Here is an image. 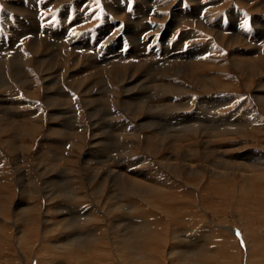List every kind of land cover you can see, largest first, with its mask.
<instances>
[{"label":"rangeland","instance_id":"rangeland-1","mask_svg":"<svg viewBox=\"0 0 264 264\" xmlns=\"http://www.w3.org/2000/svg\"><path fill=\"white\" fill-rule=\"evenodd\" d=\"M7 1H9L10 3L9 2L6 3ZM19 1H21L22 3H20ZM187 1L190 3V4H188V5H190L189 7L187 6V4L185 5L184 0H182V1L181 0H147V1H145V0H59V2H58V0H53V1L52 0H0V43H1L0 44V51H1V49L2 50L7 49L8 54H7L6 58L9 59V64H2V66H0V125H1L0 126V131H1L0 132V138H1L0 143L2 144V145L0 144V170H1L0 171V177L3 175V174H1L2 170H5L6 173L10 172L7 174H9V176L11 178V183L8 182V183H10L8 185H3L2 182H0V186H2V187H0V197H1L0 198V205H2V206H0V223H1L0 224V264H59V263H61V264H75V262H76L75 256L68 255V254L64 253V251L61 252L62 250L56 251V253H54L51 249V244H53V242H57L59 244L61 242H62L61 244L68 242V243L72 244L73 242H69V239L72 241H75V239H77V238H75L73 236H71L70 238L69 237L66 238V236L68 234L69 235L76 234L75 230L79 229V228L73 227L74 225L77 226L78 224L77 225L73 224V223H71L72 221L69 220V218H65V216H61L62 215L61 211H63L62 206H64V205L69 206L70 204H69V201L68 202L65 201V199H67V197L64 196V190H61V185H60V183L57 182V179L55 177L57 176L58 172L69 173L72 177L78 176L79 179L81 178L80 179L81 182L83 181L82 183H84V179L89 181V179H87V178H88V176H91L90 172L92 171V173H93L96 171V170H92V169L93 168L95 169L97 167V166H95L97 164V162H100L101 164L104 163L106 165L104 168H106V167L108 168V164H109V168H111L112 166H110V165L114 161V159H117V161L115 160L116 165L117 166L120 165L119 168L121 170V174L126 179H128L129 177L132 178V176L137 175L134 178L135 180L134 179H132V180L136 181L139 178L140 182H142L144 184H145V182L147 184L149 183V182L144 180L146 178L152 177L151 179H156V180L161 179L162 182L167 184V188L165 187L164 191L162 190V192H159V196L156 195L157 196L156 198H155V194L152 193L150 196L146 197L147 198L146 200H148L150 202L151 200H153V198L157 199L159 197H162L165 199H163V202L155 201L156 203H154V204L152 202H150L151 208H148L145 203L138 202V200H134V199L132 200V197H130L131 193H129L128 189L126 188L124 191V193H125L124 203L118 204V200L108 201V199H107V196L111 195L112 193H117L116 188L114 189L112 187L113 185L111 183L107 184V186H106L107 190H104L103 194L100 195V193H99L100 188H98L99 187V180L97 181L96 180L97 178H95L94 181L90 180L89 183H87V184L85 183L87 186H90V188L92 190L98 188L94 191L90 190L91 192H95V193L98 192L97 194L91 193L90 191H88L91 193L92 197H91V200L88 199L91 203H89V206H86L87 208H85V210L89 211L90 209H88V207L91 208L92 206H94L93 204H96L95 202H93V200L95 199L96 202H100L99 205L96 204L97 206H99V207L95 206L96 208L100 209V206H101L102 207L101 209L107 210V212L109 211V213L112 210L110 213L112 216L110 215L108 218V220L111 218V220H109L110 225L109 224L108 225L110 227H112L118 218V220H120V221L122 220L120 222V226L124 225L125 228L127 229L124 231L125 233H127L131 230V229L130 230L128 229L129 227L134 226V224L129 226V223H130V222H128L129 220L132 222L136 221V222L142 223L141 218H143L144 215L151 216V219L148 218L147 222L152 221V219H153L158 223L157 225H159V228L162 231H167L166 234H169V235H167L165 241L168 243L170 248L171 247L175 248L174 253L172 255L173 258H171V260H170V258L168 259L164 256L165 257V261H164L165 264H168V263L169 264H173V263L174 264H199V263L191 261L193 259L192 258L193 255H198L197 257L202 255L200 258H196L195 260H199V259L203 258V256H204L203 251H205V250L206 251H208V250H214L215 251L214 248L219 247L220 242H221L220 240H223L222 242L226 243L229 246V248L226 252L217 251V252H215L216 254L209 255L210 258H208V260L210 261V259H211V261L215 262V263L213 262L212 264H218V262H219V264H247L248 261H250V264H264V166L259 165V164L257 166V164L256 165L253 164L252 160L250 159V157L255 158V159L257 158L256 161L258 163L264 162V160H260L262 157L264 158V78L263 77H257L256 79H251L250 81H246V77L241 75L235 69V65H238L240 62L250 61L249 59L260 60L261 56L264 55V18H263L264 17V6H263L264 0H251V1L250 0H187ZM243 3L246 5V7H244ZM108 5H113L114 8H116L117 6L121 7L122 12L119 13L116 17H113V15L117 12H115V10H108L107 9ZM197 5H200L198 7H201V9L204 12H206L208 18L211 19V22L209 21L207 23H204V25L202 27L200 25H199L200 27L196 26V24L199 22V18L201 16V11H200L201 9L198 11L200 13H198L197 11H195L193 9V7H197ZM10 6H12L11 7L12 9L10 8ZM20 7L23 10H21ZM27 7H29L30 9H34L35 14H34V12L30 13L31 15L34 14L33 16H31L32 20H30L31 23L33 22L32 23V28H33L32 32L33 33L25 35V37H26L25 38L24 36L20 37L17 35L18 29H16V28H18V23H17L16 19L21 17L20 19L22 20L24 15H26V14L29 15L30 11H28V10H30V9H28ZM191 7H192V9H191ZM235 7H236V9L237 8L238 9H244L245 11H247L246 12L247 16L244 19H242V17H238L235 14V11H234V13H231V10ZM160 8H161V10H160ZM16 9L17 10L19 9V10L16 11ZM24 10H25V12H24ZM185 10H186V12H185ZM8 11H10L11 13ZM36 12H37V14H36ZM146 12H148V13H146ZM107 16L115 18V20L118 23L119 29L121 31V35H119L118 39L114 43H112V45H109V48L116 47L117 49L115 50L116 51L115 53H120V52L124 53L127 51L126 56L124 58H120L119 62L122 59V61H121L122 63H126L130 60L134 61L136 64L139 63V65H140L139 69L140 70L138 69L136 71V76H140V75H144V73H148V72H146L145 65H146V59H148L149 57H153V58L155 57V59H159V60H161V62L170 61L171 60V58H170L171 53H170V51H167V49H165V48H168L169 45H171V46L173 45V47H176L177 45L179 46L180 43H185V44H193L196 48H199V49H200V46L201 47L205 46L207 48L206 52L204 53L205 55H203V56H204V58H209L210 60H212L213 63H211V68H210V66L205 67V66H201V65H200V68H205V69L208 68V70H210V72H211L210 74L215 75L217 73L216 74L217 77L219 79H221L220 82L222 83V85L220 83V85H221L220 87L222 90L221 89L220 90L211 89L209 91H204L201 88L196 87L195 84H192L188 80H183L184 84H187V85L190 84L189 86H191L192 88L195 87L196 91L194 90L195 94H190L188 97H186V100H185V102L189 101L190 104L191 103L192 104L191 105L189 104V107L186 106L184 108H179V110L184 111V113H183L184 117H186V118L187 117L188 118L193 117L194 119H197L196 116H192V114L194 115L195 113H198V108H197L198 102H195V101H198L199 98H200V100H202L201 98H203V96H205V94H207L208 96L212 97L215 101H217V103L219 101H221L219 103L220 104L222 103V107L224 106L223 108L222 107L219 108V110H217L216 113L213 110H211V112L209 111L210 114L212 112H214L212 114H215V115L218 114L219 115V123L215 128H214V125L209 124L211 119H210V117H207V115L205 116L206 117L205 123H194L195 125L192 124V126H190L189 128H187L186 123L185 124L182 123V125L181 124H174L176 122L174 120H172V122H171V120L169 118L175 116L178 113V111H177V113L173 112L170 114H169V112H166V111L156 112V113L160 114V115L158 114L159 117L161 116V114H163L164 116H162V119L167 118L166 119L167 123L165 121H162V122H160V124L157 123L158 126H157V124L153 126V124L151 125V123H152L151 120H149V121L146 120V122H145V118H147L148 115L145 111H141V113H139V112L137 113V119L136 120L142 122L141 123V125H142L141 131H143L144 133L142 132L141 134H139V139L132 143L131 138H129L131 135L130 133L132 131L131 130L125 131V129H122V128H125V126H124L126 124L125 121L129 117V112H127V110H129V108L134 107L135 104H133L134 102L130 101V103H132V104H130V106H125L123 108H120L116 104H110V103H109L110 105L108 104V101L105 97V96H107V94H105L104 88H103L105 85H107V84L110 85L112 88H115V90H117V92H120L121 94H122V92H121V89L119 88V85L115 84L116 79H113V77H111V76H109V78H107L104 75H108V74L101 75L100 71H97V70L103 69L102 67H105L106 64H104L102 62L101 63H95L92 60L84 59L81 57L80 61H78L75 66H70L71 69L68 67L70 69L69 70L70 72L68 73V75L70 77H68V78L66 77L64 80L61 72H59V70H57V69L56 70L54 69V71L52 73L50 72L51 73L50 77L54 81L50 85L46 84V81H44V76L41 74V71H45V70L48 71L49 65H48L47 60H49V59L47 57L45 58L43 56H46V54L51 52V50L54 48V46L53 45H47V44L45 45L43 42L41 44H39V43L37 44L36 41H35L36 44L32 43L33 42L32 36L34 34V31L36 29H38L36 36H37V38L41 37L42 38L41 41H44V39L54 40L52 36H48L49 34L46 33V30H50L54 27L60 26L61 24H62L61 26H63L65 28L66 25H69L70 21L75 20L73 22V25L70 28L72 30H75V34L78 35L77 39H76L77 44L85 43L89 40L88 41V47L89 48L88 47L87 48L89 50L95 49V51L97 50L96 52H98L101 48V47H99L101 44H98L97 45L98 47L95 46V48L92 45L97 40L98 37H102V35L105 33L104 30L108 29L109 25L111 24L109 22L111 19L108 20ZM177 17H178V20H176ZM216 17H218V19ZM256 17H257V19H256ZM158 18H160V19L157 20ZM34 19H36V21ZM43 19L45 22L43 21ZM140 20H142V21H140ZM82 21H83V23H82ZM103 21L105 23H107V25H102ZM35 22L37 23V26H35L36 25ZM185 22H186V24H185ZM216 22H217V24H216ZM210 24L212 25V27H210L211 26ZM118 26L116 29H118ZM100 27L104 30H102ZM201 28H203V29H201ZM207 28H210V30ZM13 29H14V32H13ZM95 29L96 30L98 29V30L96 31ZM18 31L20 32V29ZM159 31H160V33H159ZM237 32L239 34L240 33L241 34L239 35ZM85 33H88V35L83 36ZM158 33H159V35H158ZM195 33L198 34L197 35L198 39H193V35H196ZM212 33H213V35H212ZM138 34H140V35H138ZM155 35H158V37L157 36L154 37ZM237 35H239V36H237ZM5 36H6V38H5ZM88 36H89V38H88ZM145 36L154 37L150 40L144 41V42H147L146 45H148L150 43L148 46H146V50L149 52V50H150L149 48H151L150 46H154V47L156 46V48L160 49L159 52L161 53V55L151 56L148 54H144L143 52L140 51L139 53H136V55L128 57V54H129L128 50L131 47V43L134 45L144 46V45H142L143 42H142L141 38H143ZM2 37H4V39ZM16 37L18 38V40ZM1 39H3V40H1ZM135 39L137 42L135 41ZM9 40H10V44L8 43ZM118 40H119V42H118ZM235 40L237 41V43L234 42ZM64 41H67V40L65 39ZM242 41L247 42L248 46L243 47L242 45L244 43ZM18 42L20 43L19 48H21V49L19 50V48H18L15 51L11 50L13 45H16V43H18ZM23 42H25V43L29 42V43H26L25 44L26 46L23 47V45H21V44H24ZM252 42H253V44H252ZM80 44L77 46V48H75V50L78 53H79L78 50L81 49L79 47ZM210 44L213 45V47H211ZM216 44H217V46H216ZM260 44H262V45H260ZM31 45H33V46H31ZM42 45H44V46H42ZM214 45H215V47H214ZM154 47H152V50L154 49ZM9 48H10V50H9ZM186 48H187V46L185 47V49ZM213 48L215 49V52H208L209 50L213 51L214 50ZM252 48H255V49H252ZM242 49L243 50L248 49V50H250L248 53H252V54L249 56L248 55L247 56L240 55L238 52H241ZM42 50H43V52H42ZM221 50H224V51H221ZM44 52H46V53H44ZM85 52H86L85 49L84 50L82 49V51L80 53L87 55L88 53L86 52L87 53L86 54ZM184 52H186V51H184ZM217 53H219V54H217ZM180 54H182V51L180 52ZM100 55L101 54L99 53L98 56H100ZM233 55H234V58H233ZM106 56H108V55H106ZM136 57H137V59H133ZM2 59H4V57ZM31 59L34 61H32ZM45 59H46V61H45ZM141 59L143 62L141 61ZM223 59L226 62H224ZM58 60H59V56L56 54L53 57L52 62H54V63L57 62L56 63V65H57ZM12 61H13V65H12ZM221 61L224 62V64ZM41 62L43 63L42 66H41ZM218 63H220V64H218ZM227 64H228V66H226V69H225V65H227ZM216 65H217V67H215ZM219 65L222 66V67H220L222 70L219 68ZM98 66H99V68H97ZM17 67L23 68V74L21 76L22 79H18V80L14 81L12 78L13 77L12 71L14 68H17ZM92 67L93 68L96 67V69H93ZM10 68H12V69H10ZM33 69L36 71H33ZM77 69H80L79 70L80 72H77L76 71ZM86 69H88V70H86ZM223 69L226 71V73ZM154 70H156V69H154ZM219 71L222 74L219 73ZM74 72L75 73L77 72L76 75ZM85 72H87V73H85ZM91 72H93V74ZM88 75L91 76V78L89 77L90 79L87 80L86 82L83 81V82H85L84 86L82 85L80 87H77L76 85L71 84V83L82 82L81 77L82 76H88ZM24 76H26V77H24ZM78 77H79V79H78ZM51 78H50V80H51ZM23 81L26 83L27 86H24L22 84ZM42 82H43V84H42ZM229 82L231 85L229 84ZM87 83H88V85H87ZM234 83L237 85H234ZM222 86L225 88H223ZM56 89H59V92L61 93V95H58L55 93ZM141 89L142 88L137 89L136 91H138V90H140L141 92L146 91L145 89H142V90ZM91 90H93V91H91ZM212 91H213V93H212ZM28 94H30V95L28 96ZM36 94H37V96H36ZM17 95H19V96H17ZM69 95H70V97H69ZM192 95H194L195 97ZM35 96H36V98H35ZM88 96L91 100L88 98ZM122 96H123V94H122ZM18 97H20V98H18ZM62 97H64V99ZM17 98H18V100H17ZM182 98L183 97H180L179 99H182ZM6 99L7 100L12 99L11 102L19 101L21 99L22 100L27 99L28 102L20 103V104L16 103L15 105L3 104V102L7 103ZM93 100L95 101V103H94L95 105H90L92 102H94ZM51 101H53V102H51ZM63 102L68 103L67 104L68 106L67 105H64L63 107L58 106L59 103H63ZM103 102H105V103H103ZM231 102H233V103H231ZM257 102H259V103H257ZM1 103H2V105H1ZM38 103H39V105H38ZM97 105L98 106L100 105V106L98 107ZM203 105L205 107L210 106L209 104H203ZM15 107H16V109H13V110L11 109V108H15ZM20 107H22V108L20 109ZM50 107L53 109H51ZM139 107H140V109H142L144 106L140 104L138 106V108ZM78 108L79 109L81 108V109L79 110ZM94 108H95V111H94ZM54 109H56V110L59 109L60 111L65 112V115L58 113L60 115V117H58L57 113L55 111H52ZM206 109L208 110V108H206ZM31 110H32V113H31ZM68 111L70 113H68ZM96 111H98L100 113V116H99L98 112H96ZM160 112H162V113H160ZM106 113H107V115H106ZM25 114H27V115H25ZM92 114H93V116H92ZM205 114H206V112H205ZM249 114H251V115H249ZM33 115H36L37 117L33 116ZM103 115H106V116H103ZM144 115H145V117H144ZM165 115H167V116H165ZM254 115H255V118H254ZM89 116L92 117L93 119L96 118L97 119L96 121H98V123L94 124V121H92ZM240 116H241V118H240ZM70 117H72V118L70 120H68ZM104 117L107 119V121H110L109 122L110 124L105 123L104 127L106 129L103 127L104 122L102 121V119ZM164 117H166V118H164ZM222 117L224 119H222ZM233 117H235V118L233 119ZM63 118H67V122L69 121V123H72V125L69 126L68 129H63V127H62ZM173 118H176V117H173ZM20 119H21V122H20ZM252 119H254V120L257 119V120H255V122H254V121H252ZM226 120H229V121H226ZM32 121H34V122H32ZM79 122H81V124ZM148 122H150V123H148ZM2 123H3V125H2ZM74 123H76V125ZM21 124L23 126H21ZM26 124H28V126L31 128H28V126ZM219 124H220V126H219ZM4 125H6V126H4ZM16 125L17 126L19 125V127L20 126L21 127L19 129L14 130L13 129L14 127H12V126H16ZM38 125H40L41 128ZM226 125H227V127H226ZM258 125H261L262 128H258ZM72 126H75V127H72ZM92 127H94L95 129ZM24 128L26 129L25 135L21 131ZM33 128L34 129L36 128V129L34 130ZM113 128H115V129L113 130ZM131 128H132V126H128V129H131ZM155 128H157V129H155ZM230 128H232L233 130L232 129L230 130ZM104 129H105V133L103 132ZM156 131H157V135L159 137V138L157 137L158 139H156V137H155V139L153 138L154 137L153 134L155 135L154 132H156ZM179 131H180V133H178ZM94 132H96V134ZM111 132H113V133H111ZM67 133L71 134V138L73 137L72 141L75 142V145H76V142H78V145L80 144V148H82V149H80V148L75 149L73 147V145H72L73 142L68 138L69 136ZM200 133L202 135L198 136ZM215 133H217V134H215ZM49 134H51V135H49ZM101 134H102V137H101ZM111 134L118 136V139H116V140L119 141V144L117 143V145L116 144L112 145V147L107 146L108 147L107 148L106 144L111 139L110 138ZM184 134L185 135L189 134L190 139L186 140L187 138L185 137ZM143 135L152 139V141L154 143H159L161 141L160 145L162 144L164 147L161 145V147H160L161 151H158L157 155H156V153L152 154V153L147 152V150H146L147 146L144 144V139L142 137ZM166 135H167V137H166ZM170 135H172V136H170ZM203 135H205V136H203ZM231 135L232 136L234 135V136L232 137ZM65 136H67V137H65ZM169 137L171 138L170 141H169ZM176 137H177L178 141L175 139ZM221 137H223V139H221ZM5 139L6 140L8 139V140L6 141ZM62 139H64V142ZM106 139H107V141H106ZM219 139H221L222 141ZM19 140H22V141H19ZM65 140H66V142H65ZM81 140H82V142H81ZM162 140H164V141H162ZM191 140H193V141H191ZM58 141H62L63 142L62 145H64V144H66V145L62 146V145L58 144ZM165 141H166V144H165ZM194 141L197 143L196 146H194L193 148H189L188 147L189 142L193 143ZM242 141H243V143H242ZM198 142H199V144H198ZM19 143L21 144L20 147L25 150V152H24L25 156H23L19 152L20 156L16 155L15 157L14 156L11 157L12 155H11L10 151L12 152V149L14 147H18ZM135 143H136V148H135L136 150L134 152H132L131 160H128L126 158L128 156V149L131 148L133 146V144H135ZM28 146H30V148ZM54 146L55 147L57 146V147L55 148ZM25 148H27V149H25ZM28 148H29V150H28ZM48 148L50 149V151ZM6 149H7V151H5ZM107 149H109V152H107ZM114 151H117L119 154L116 152L114 153ZM216 151L219 154H217ZM58 152H60V153L58 154ZM251 152L255 153V154H253L254 156L251 155L252 154ZM40 153H42L43 155ZM50 154H52V155H50ZM76 154L79 155V157ZM105 154H106V156H105ZM107 155H108V157H107ZM22 156L24 157L25 160L23 159ZM46 156L51 158L52 161H51V159L49 161V158L48 157L46 158ZM51 156H53L54 158H52ZM80 156H82V157L80 158ZM16 157H17V159H16ZM66 157H67V159H66ZM68 157H72V159L68 160ZM76 157H78V158H76ZM44 158H45V160H44ZM14 159L16 160V162L14 161ZM40 159H42V160H40ZM53 159H55L56 162ZM89 159H91V160H89ZM95 159H96V161H95ZM71 160H72V163L69 164V161H71ZM76 160H77V162L75 163ZM133 160H135L138 164ZM212 160L219 161V162L224 161L228 165H231V166H233V164H235V165L237 164L236 166H238V165L240 166L243 163L244 165H248L247 167L249 168L248 170L250 172L248 170H237V172L234 175L232 174V177H230L229 179L228 178H222V177L220 178L219 176L214 177V175H213L214 172L217 171V173H219V175L220 174L226 175V170L213 166L211 164ZM45 161H48V162H45ZM130 161L132 162L133 165H131V163H129ZM2 163H3V165H2ZM49 163H51V164H49ZM65 163H67V164L65 165ZM85 163H87V164H85ZM89 163H91V164H89ZM94 163H95V165H94ZM52 164L54 165L53 167H52ZM164 164H166V166L169 165L171 168H165L166 166ZM182 164H184V165H182ZM176 165L178 167L174 168V166H176ZM189 165L193 169L197 168V167H201L202 168L201 176H194L193 174H189V172L185 173V170L189 167ZM28 166H29V168H28ZM76 166H78V167H76ZM81 166H82V168H81ZM90 166H92V167H90ZM183 166H184V168H183ZM16 167L19 169L18 173H19V175L22 176L21 178H22V181L24 182V184H23L24 187H22V188L18 187V184L16 182L18 179V174H17L18 169ZM101 167H103V166H101ZM83 168H84V170L86 169L85 172L82 171ZM104 168H102V169L104 170ZM216 168H217V170H215ZM16 169H17V171H16ZM28 169H29V171H27ZM43 170H45V171H43ZM72 170H74V171L76 170L78 172L75 171V173H74ZM106 170H108V169H106ZM69 171H72V172H69ZM173 171H175V173ZM244 171H246V172H244ZM179 172H180V174H179ZM229 172H231V171L227 170V173H229ZM6 173L4 175H6ZM30 173H32V174H30ZM46 173H47V175H46ZM80 174H81V176H80ZM130 174L132 176H130ZM38 175H40V176H38ZM138 175H139V177H138ZM145 175H147V176H145ZM24 176H29V177H24ZM83 176H84V178L82 180ZM12 177H14V178H12ZM32 177H36L35 179H37V180L34 179L35 182L37 181L36 183L39 182L38 184L35 183L37 189L33 188L34 186H32L33 185L32 183L26 184V182H28L29 180L33 181ZM39 177H40V179H39ZM217 177H219V178H217ZM52 178H53V180H52ZM27 179H28V181H27ZM41 179H42V181H41ZM100 182H101V180H100ZM249 182L251 184H249ZM11 184H12V186H11ZM55 184H56V189H54ZM211 185H213L212 187H216V188L218 186L219 187L217 188L216 191H214L213 189H211ZM26 187H28V188L26 189ZM57 188H58V190H57ZM110 188H111V190H110ZM43 190H45V191H43ZM112 190H114V191H112ZM30 191L34 194H32ZM33 191H35V192H33ZM66 191H68V190H66ZM101 191L102 190H100V192ZM26 195H27V197H26ZM128 195H130V196H128ZM34 196H36V197H34ZM54 197L56 199H54ZM45 198H51V200L53 202L51 201L52 203L49 202L46 205L47 202H45L46 201ZM166 198H168V199H166ZM59 199H60V201H59ZM31 200H33V201H31ZM97 200H99V201H97ZM130 200L135 202V204H134L135 207L133 206V208H131V209H130V206L127 204ZM54 202H55V204H54ZM125 202H127V203H125ZM65 203H67V204H65ZM87 203H88V201H86V203L83 202L84 205H86ZM49 204H50V206H49ZM58 204H59V207H58ZM124 204H125V206H124ZM51 205H53L55 208L52 207ZM11 206H12V208H11ZM49 207H50V209H49ZM60 207L62 209V210L60 209L61 211L58 210V208H60ZM114 207H116V208H114ZM118 207H121V208H118ZM14 209H15V211H14ZM29 209H37L38 210L37 213L39 215L38 214H29ZM52 209H54V211ZM118 209H119V212L117 211ZM20 210H22V211L20 212ZM126 210L130 216L127 215ZM40 212H42V214ZM43 213H44V215H43ZM82 213H84V210H82ZM50 214L52 217L50 216ZM64 214H66V213H64ZM45 215H46V217H45ZM57 215H59V217ZM38 216H40V219ZM131 216H132V219H133V217L135 219H133V220L130 219ZM23 217H25V218H23ZM22 218L24 219V221L22 220ZM44 218H46V219L43 220ZM17 219H18V221H17ZM27 219H29V220H27ZM26 220H27V222H26ZM32 220H34V221H32ZM50 221H51V223H50ZM55 221H56V224L54 223ZM143 221H145V220H143ZM61 222L64 223L65 225L69 224L68 227L72 226L73 229L70 227V228L65 230V233H62L61 229L65 225L62 224ZM54 224H55V227H54ZM17 225H19V226H17ZM46 225L48 227L47 230L49 233L46 234L47 239H43L44 233H42V231L44 230V227ZM80 227H82V226L80 225ZM36 228H37V230H36ZM132 228L134 229V227H132ZM140 228H141V226H140ZM140 228L138 226V230H140ZM23 229L25 232L23 231ZM21 230L24 232L25 236L34 234V233H32L33 231L36 233V235H38L36 238V241H34L35 243H33V244H35L36 248L32 249L31 248L32 244L31 245L26 244V246H25V241H22L24 236H20L21 233L17 232V231H21ZM183 230L187 232L186 236H188L189 234L194 236L195 239L194 240L191 239V241H193L192 243L188 244V242H186L183 245V243L177 242L178 240L174 239V237L170 238L172 234H175V232L176 233L177 232L182 233ZM28 231H31V232H28ZM51 231H53V232H51ZM39 232H40V234H39ZM50 232H51V234H50ZM111 232H109V233H111ZM124 232L119 231V234L122 235ZM66 233H68V234H66ZM76 235H78V234H76ZM198 235H201V236L199 237ZM246 236H247V240H249L250 243H253L254 245L256 244L255 246L258 247V248L256 247L257 251L255 250V254H251L249 256L247 255V257H246V254H247L246 253L247 252L246 251L247 250V248H246L247 247L246 246L247 245ZM21 237H22V239H20ZM83 237L85 238V236H81L80 242L83 240L82 243H84V245H86V243H91V241L89 239H86V238L84 239ZM17 238L19 239V241L16 240ZM58 238H61L63 240L58 241L57 240ZM184 238L181 237V240H183L185 242ZM196 238H199V239L196 240ZM229 238H231V240ZM67 239H68V241H67ZM207 239H208V243H207L208 245L206 247H203V251L197 252V250H198L197 246L199 247V244H201V243H202L201 245H203L204 240H207ZM202 240H203V242H202ZM153 241H157V240L153 239ZM194 242L197 244V246H196V244L194 246V244H193ZM20 243H22V245ZM41 243L45 246L48 245L49 249L41 250ZM180 248H182V249H180ZM199 248H201V247H199ZM185 249H187V250H185ZM216 249H218V248H216ZM50 251H52L53 253ZM81 251H84V249H82ZM188 251H190L192 254L193 253H195V254L191 255V253H189ZM236 251H238V252H236ZM33 252H35V253H33ZM188 253L190 256L188 255ZM219 253H220V255H219ZM180 256H181V258H180ZM250 256L252 258H249ZM180 259H182V260H180ZM158 264H163V263H160V261H159Z\"/></svg>","mask_w":264,"mask_h":264},{"label":"bare ground","instance_id":"bare-ground-1","mask_svg":"<svg viewBox=\"0 0 264 264\" xmlns=\"http://www.w3.org/2000/svg\"><path fill=\"white\" fill-rule=\"evenodd\" d=\"M53 1V0H52ZM145 1H147V0H145ZM182 1V0H181ZM251 1V0H250ZM9 1H7L6 3H8ZM20 3H22L21 1H19ZM58 2H59V0H58ZM79 2V1H78ZM86 2V1H85ZM115 2V1H114ZM159 2V1H158ZM162 2V1H161ZM5 3V2H4ZM10 3V2H9ZM108 3V2H107ZM184 3H185V5L187 4V6L189 7L190 5H188V4H190L187 0H184ZM84 4V3H83ZM113 4V3H112ZM142 4V3H141ZM148 4V3H147ZM178 4V3H177ZM197 4V3H196ZM244 4V3H243ZM8 5V4H7ZM46 5V4H45ZM114 5V4H113ZM113 5H108L107 6V9L108 10H115V12H117V13H115L114 15H113V17H116L119 13H121L122 12V10H121V7H116V8H114L113 7ZM121 5V4H120ZM163 5V4H162ZM206 5V4H205ZM259 5V4H258ZM29 6V5H28ZM75 6V5H74ZM179 6V5H178ZM198 6H200V5H197V7H193V9L195 10V11H199L200 9H201V7H198ZM255 6V5H254ZM264 6V5H263ZM12 6H10V8H11ZM26 7V6H25ZM177 7V6H176ZM192 7H191V9H192ZM244 7H246V5L244 4ZM260 7V6H259ZM5 8V7H4ZM21 8V7H20ZM28 9H30L29 7H27ZM79 8V7H78ZM148 8V7H147ZM150 8V7H149ZM257 8V7H256ZM7 9V8H6ZM9 9V8H8ZM12 9V8H11ZM25 9V8H24ZM81 9V8H80ZM145 9V8H144ZM255 9V8H254ZM5 10V9H4ZM19 10V9H18ZM17 9H16V11H18ZM21 10H23L22 8H21ZM42 10V9H41ZM160 10H161V8H160ZM174 10V9H173ZM207 10V9H206ZM215 10V9H214ZM259 10V9H258ZM263 10V9H262ZM261 10V11H262ZM12 11V10H11ZM15 11V10H14ZM28 11H30L29 12V15L28 14H26V15H24V17H23V19L21 20L20 18H17L16 19V21H17V23H18V28H16V29H20V32L17 30V35L18 36H20V37H22V36H24L25 37V35H27V34H30V33H33L32 31H33V28H32V23H31V21L30 20H32V18H31V16H33L34 14H35V11H34V9H30V10H28ZM37 11V10H36ZM140 11V10H139ZM149 11V10H148ZM156 11V10H155ZM189 11V10H188ZM201 11V16H200V18H199V22L196 24V26L197 27H202L203 25H204V23H207V22H211V19H209L208 18V16H207V14H206V12H204L202 9L200 10ZM234 11H235V14L238 16V17H242V19H244L246 16H247V11H245L244 9H236V7L235 8H233L232 10H231V13H234ZM8 12H10V11H8ZM24 12H25V10H24ZM34 12V14H30V13H33ZM77 12V11H76ZM184 12V11H183ZM185 12H186V10H185ZM191 12V11H190ZM194 12V11H193ZM196 12V13H197ZM215 12V11H214ZM5 13V12H4ZM11 13V12H10ZM27 13V12H26ZM72 13V12H71ZM74 13V12H73ZM107 13V12H106ZM125 13V12H124ZM146 13H148V12H146ZM198 13H200V12H198ZM9 14V13H8ZM36 14H37V12H36ZM112 14V13H111ZM150 14V13H149ZM4 15V14H3ZM23 15V14H22ZM73 15V14H72ZM88 15V14H87ZM135 15V14H134ZM229 15V14H228ZM254 15V14H253ZM258 15V14H257ZM256 15V16H257ZM15 16V15H14ZM170 16V15H169ZM186 16V15H185ZM193 16V15H192ZM69 17V16H68ZM73 17V16H72ZM76 17V16H75ZM105 17V16H104ZM108 17V20H110L109 22L111 23L110 25H109V27H108V29H106V30H104V29H102L101 27V29L102 30H104L105 31V33L102 35V37H98L97 38V40L93 43V45L92 46H94V48H95V46H97L98 44H101L99 47H101L100 48V50L98 51V52H96L95 51V49L94 50H89L88 48V41L87 42H85V43H79L80 44V50H78L79 51V53L75 50V48H77V46L79 45V44H77V36L78 35H76L75 34V30H72L70 27L73 25V22L75 21V20H73V21H70L69 22V25H66L65 26V28L63 27V26H57V27H54V28H52V29H50V30H46V33L47 34H49L48 36H52L53 37V39L54 40H52V39H44V41H41L42 40V38L41 37H39V38H37V36H36V34H37V32H38V29H34L35 31H34V34H33V42L32 43H35V41L37 42V44L39 43V44H41L42 42L46 45H53L54 46V48L51 50V52H49L48 54H46V56H43V57H47L49 60H47V62H48V65H49V67H48V71L47 70H45V71H41V74L44 76V81H46V84L47 85H50V84H52V82L54 81L51 77H50V74L54 71V69L56 70H59V72H61V74H62V77L64 78V80H65V78L67 77H70L69 75H68V73L70 72L69 70L71 69L70 68V66H75L76 64H77V62L78 61H80V59H81V57L82 58H84V59H89V60H92V61H94L95 63H104V64H106V66L105 67H102L103 69H100V70H97V71H100V74L101 75H104V74H108V75H104V76H106L107 78H109V76H111V77H113V79H116V83L115 84H118L119 85V88L121 89V92H122V94H123V96H122V94L120 93V92H117V90H115V88H112L110 85H105L103 88H104V92H105V94H107V96H105L106 97V99H107V101H108V104L110 103V104H116L117 106H119L120 108H123V107H125V106H130V104H132V103H130V101L131 102H134L133 104H135L134 105V107H132V108H129V110H127V112H129V117H128V119H126V121H125V128H122V129H125V131H132L130 134V137L129 138H131V141H132V143L133 142H135V141H137L138 139H139V134H141L143 131H141L142 130V125H141V123L142 122H140V121H138V120H136L137 119V113L139 112V113H141V111H145L146 113H147V118H145V122H146V120L147 121H149V120H151L152 121V123H151V125L153 124V126L154 125H156L157 123L158 124H160V122H162V121H165L166 123H167V118L166 117H164V118H166V119H162V116H164L163 114H161V116L159 117L158 116V114L159 113H156V112H159V111H166V112H169V114L170 113H173V112H176L177 113V111H178V113L175 115V116H173V117H176V118H173V117H171V118H169L170 120H171V122H172V120H174L176 123H174V124H181L182 125V123H186L187 124V128H189L190 126H192V124L193 125H195L194 123H205L206 121H205V119H206V115H207V117H210V122H209V124H212V125H214V128L218 125V123H219V115L218 114H212V113H216L217 112V110H219V108H221L222 107V103L220 104L219 102H221V101H219L218 103H217V101H215L212 97H210V96H208L207 94H205V96H203V98H201L202 100H200V98H199V100L198 101H195V102H198V104H197V108H198V113H195L194 115L192 114V116H196L197 117V119H194L193 117L192 118H186V117H184V115H183V113H184V111H181V110H179V108H184V107H189V104H190V102L189 101H187V102H185V100H186V97H188L190 94H195L194 93V90L196 89L195 87H191V86H189V85H187V84H184V82H183V80H188L189 82H191L192 84H195L196 85V87H199V88H201L202 90H204V91H209V90H211V89H217V90H220L221 89V85H222V83L220 82V80L221 79H219L218 77H217V73L214 75V74H210L211 72H210V70H208V68L207 69H205V68H200V65L201 66H207V67H209L210 66V68H211V63H213V61L212 60H210L209 58H204V56L203 55H205L204 53L206 52V50H207V48L205 47V46H200V49L199 48H196L193 44H185V43H180V45L178 46H176V47H173V45L171 46V45H169L168 46V48H165V49H167V51H170V53H171V56H170V58H171V60L170 61H164V62H161V60H159V59H155V57L153 58V57H149L148 59H146V65H145V67H146V72H148V73H144V75H140V76H136V71L139 69V67H140V65H139V63L138 64H136L134 61H132V60H130V61H128V62H126V63H122L121 61H122V59H121V61L119 62V59L120 58H124L125 56H126V52H120V53H115L116 51V47H114V48H109V45H112V43H114L117 39H118V37H119V35H121V31H120V29H119V26H118V23H117V21L115 20V18H112V17H110V16H107ZM191 17V16H190ZM232 17V16H231ZM48 18V17H47ZM150 18V17H149ZM155 18V17H154ZM157 18V17H156ZM186 18V17H185ZM212 18V17H211ZM217 19H218V17H216ZM264 18V17H263ZM14 19V18H13ZM68 19V18H67ZM74 19V18H73ZM84 19V18H83ZM82 19V20H83ZM118 19V18H117ZM139 19V18H138ZM143 19V18H142ZM160 18H158L157 20H159ZM197 19V18H196ZM256 19H257V17H256ZM35 21H36V19H34ZM47 20V19H46ZM176 20H178V17H177V19ZM221 20V19H220ZM234 20V19H233ZM262 20V19H261ZM260 20V21H261ZM15 21V22H16ZM43 21H44V19H43ZM93 21V20H92ZM140 21H142V20H140ZM187 21V20H186ZM255 21V20H254ZM253 21V22H254ZM45 22V21H44ZM132 22V21H131ZM167 22V21H166ZM178 22V21H177ZM180 22V21H179ZM242 22V21H241ZM252 22V23H253ZM259 22V21H258ZM262 22V21H261ZM82 23H83V21H82ZM139 23V22H138ZM183 23V22H182ZM249 23V22H248ZM255 23V22H254ZM35 26H37V23L35 22ZM136 24V23H135ZM185 24H186V22H185ZM216 24H217V22H216ZM17 25V24H16ZM81 25V24H80ZM84 25V24H83ZM102 25H107V23H105L104 21L102 22ZM167 25V24H166ZM165 25V26H166ZM200 25V26H199ZM209 25V24H208ZM211 25V24H210ZM255 25V24H254ZM117 26H118V29H116L117 28ZM126 26V25H125ZM129 26V25H128ZM141 26V25H140ZM78 27V26H77ZM88 27V26H87ZM122 27V26H121ZM210 27H212V25L210 26ZM99 28V29H100ZM132 28V27H131ZM141 28V27H140ZM153 28V27H152ZM151 28V29H152ZM165 28V27H164ZM181 28V27H180ZM122 29V28H121ZM129 29V28H128ZM201 29H203V28H201ZM200 29V30H201ZM207 29H209L210 30V28H207ZM212 29V28H211ZM224 29V28H223ZM222 29V30H223ZM96 30V29H95ZM98 30V29H97ZM96 30V31H97ZM124 30V29H123ZM198 30V29H197ZM257 30V29H256ZM152 31V30H151ZM208 31V30H207ZM213 31V30H212ZM9 32V31H8ZM13 32H14V29H13ZM44 32V31H43ZM69 32V33H68ZM94 32V31H93ZM131 32V31H130ZM140 32V31H139ZM211 32V31H210ZM11 33V32H10ZM41 33V32H40ZM91 33V32H90ZM137 33V32H136ZM151 33V32H150ZM159 33H160V31H159ZM159 33H158V35H159ZM198 33V32H197ZM238 33V32H237ZM194 34V33H193ZM196 34V33H195ZM239 34V33H238ZM241 34V33H240ZM239 34V35H240ZM15 35V34H14ZM88 35V33H85L83 36H87ZM98 35V34H97ZM127 35V34H126ZM138 35H140V34H138ZM137 35V36H138ZM154 35V34H153ZM158 35H155L154 37H158ZM168 35V34H167ZM198 34H196V35H193V39H198V36H197ZM201 35V34H200ZM203 35V34H202ZM210 35V34H209ZM208 35V36H209ZM212 35H213V33H212ZM239 35H237V36H239ZM105 36V37H104ZM204 36V35H203ZM234 36V35H233ZM246 36V35H245ZM260 36V35H259ZM9 37V36H8ZM81 37V36H80ZM93 37V36H92ZM154 37H150V36H145V37H143V38H141L142 39V42H143V44L142 45H144V46H139V45H134V44H132L131 43V47H130V49L128 50V52H129V54H128V57H130V56H134V55H136V53H139L140 51L141 52H143L144 54H148V55H151V56H158V55H161V53L159 52V50L160 49H158V48H156V46L154 47V46H150L151 48H149L148 50H149V52L146 50V46H148V45H146V43L147 42H144V41H147V40H150V39H152V38H154ZM200 37V36H199ZM205 37V36H204ZM214 37V36H213ZM218 37V36H217ZM222 37V36H221ZM3 39H4V37H2ZM5 38H6V36H5ZM12 38V37H11ZM17 38V37H16ZM26 38V37H25ZM88 38H89V36H88ZM239 38V37H238ZM247 38V37H246ZM3 39H1V40H3ZM67 40V41H64V40ZM137 39V38H136ZM136 39H135V41H136ZM231 39V38H230ZM253 39V38H252ZM17 40H18V38H17ZM22 40V39H21ZM25 40V39H24ZM168 40V39H167ZM245 40V39H244ZM26 41V40H25ZM139 41V40H138ZM157 41V40H156ZM217 41V40H216ZM219 41V40H218ZM222 41V40H221ZM232 41V40H231ZM248 41V40H247ZM263 41V40H262ZM16 42V41H15ZM118 42H119V40H118ZM137 42V41H136ZM182 42V41H181ZM214 42V41H213ZM234 42H236L237 43V41L235 40ZM244 44L242 45L243 47H245V46H248V44H247V42H245V41H242ZM255 42V41H254ZM9 44H10V40H9V42H8ZM24 44H21V45H23V47H25L26 45V43H29V42H23ZM157 43V42H156ZM219 43V42H218ZM249 43V42H248ZM1 44V43H0ZM36 44V43H35ZM168 44V43H167ZM179 44V43H178ZM206 44V43H205ZM220 44V43H219ZM252 44H253V42H252ZM263 44V43H262ZM262 44H260V45H262ZM8 45V44H7ZM34 45V44H33ZM33 45H31V46H33ZM207 45V44H206ZM211 45V44H210ZM235 45V44H234ZM30 46V47H31ZM36 46V45H35ZM42 46H44V45H42ZM187 46V48L185 49V47ZM216 46H217V44H216ZM20 47V43L18 42V43H16V45H13V47L11 48V50H17L18 48ZM88 47V48H87ZM98 47V46H97ZM152 47H154V49L152 50ZM211 47H213V45H211ZM214 47H215V45H214ZM220 47V46H219ZM232 47V46H231ZM236 47V46H235ZM255 47V46H254ZM3 48V47H2ZM39 48V47H38ZM193 48V49H192ZM21 48H19V50H20ZM26 49V48H25ZM43 49V48H42ZM82 49L84 50L85 49V51L88 53H86L87 55H85V54H83V53H80L81 51H82ZM157 49V50H156ZM214 49V48H213ZM220 49V48H219ZM237 49V48H236ZM239 49V48H238ZM245 49V48H244ZM252 49H255V48H252ZM260 49V48H259ZM9 50H10V48H9ZM257 50V49H256ZM36 51V50H35ZM182 51V54H180V52ZM184 51H186V52H184ZM221 51H224V50H221ZM250 50H241V52H238L240 55H243V56H249V55H251L252 53H248ZM37 52V51H36ZM42 52H43V50H42ZM102 52V53H101ZM208 52H215V49L213 50V51H211V50H209ZM217 52V51H216ZM261 52V51H260ZM25 53V52H24ZM44 53H46V52H44ZM43 53V54H44ZM101 54L100 56H98V54ZM221 53V52H220ZM7 54H8V50L7 49H1V51H0V66H2V64H9V59L8 58H6V56H7ZM58 55L59 56V60H58V64L56 65V63H54V62H52V60H53V57L55 56V55ZM217 54H219V53H217ZM257 54V53H256ZM263 54V53H262ZM16 55V54H15ZM26 55V54H25ZM31 55V54H30ZM106 55H108V56H106ZM143 55V54H142ZM168 55V54H167ZM207 55V54H206ZM213 55V54H212ZM258 55V54H257ZM39 56V55H38ZM230 56V55H229ZM228 56V57H229ZM4 57V59H2ZM98 57V58H97ZM214 57V56H213ZM226 57V56H225ZM232 57V56H231ZM236 57V56H235ZM42 58V57H41ZM233 58H234V55H233ZM33 59V58H32ZM31 59V60H32ZM133 59H137V57L136 58H133ZM145 59V58H144ZM30 60V59H29ZM182 62H181V61ZM250 61H244V62H240L238 65H235V69H236V71H238L241 75H243V76H245L246 77V81H250L251 79H256L257 77H263L264 78V55L263 56H261V59L260 60H253V59H249ZM32 61H34V60H32ZM45 61H46V59H45ZM141 61H142V59H141ZM223 61L224 62H226L224 59H223ZM18 62V61H17ZM61 62V63H60ZM125 62V61H124ZM143 62V61H142ZM222 62V61H221ZM224 62H222L223 64H224ZM228 62V61H227ZM230 63V62H229ZM32 64V63H31ZM42 62H41V66H42ZM80 64V63H79ZM218 64H220V63H218ZM12 65H13V61H12ZM25 65V64H24ZM84 65V64H83ZM213 65V64H212ZM232 65V64H231ZM29 66V65H28ZM80 66V65H79ZM101 66V65H100ZM226 66H228V64L227 65H225V69H226ZM9 67V66H8ZM70 69H69V68ZM142 67V66H141ZM215 67H217V65L215 66ZM220 67H222V66H220L219 65V68ZM93 68V67H92ZM97 68H99V66L97 67ZM209 68V69H210ZM228 68V67H227ZM8 69V68H7ZM10 69H12V68H10ZM76 69V68H75ZM93 69H96V67H94ZM154 69H156V70H154ZM218 69V68H217ZM221 69V68H220ZM80 69H77L76 71L77 72H80L79 71ZM86 70H88V69H86ZM140 70V69H139ZM142 70V69H141ZM219 70V69H218ZM222 70V69H221ZM224 70V69H223ZM8 71V70H7ZM6 71V72H7ZM33 71H36V70H34L33 69ZM32 71V72H33ZM96 71V72H97ZM145 71V70H144ZM212 71V70H211ZM225 71V70H224ZM9 72V71H8ZM7 72V73H8ZM51 72V73H50ZM73 72V71H72ZM76 72V73H77ZM152 72V73H151ZM11 73V72H10ZM34 73V72H33ZM75 73V72H74ZM76 73H75V75H76ZM84 73V72H83ZM85 73H87V72H85ZM90 73V72H89ZM92 74H93V72H91ZM95 73V72H94ZM219 73H221L220 71H219ZM218 73V74H219ZM225 73H226V71H225ZM22 74H23V68H14L13 69V71H12V75H13V80L15 81V80H18V79H22L21 78V76H22ZM82 74V73H81ZM141 74V73H140ZM222 74V73H221ZM5 75V74H4ZM68 75V76H67ZM90 75V74H89ZM82 76L81 77V81L82 82H80V83H71L70 81V83L72 84V85H76L77 87H80V86H84V83L87 81V80H89L90 78H91V76ZM6 76V75H5ZM103 76V77H104ZM24 77H26V76H24ZM90 77V78H89ZM102 77V78H103ZM105 77V78H106ZM230 77V76H229ZM233 77V76H232ZM50 78H51V80H50ZM10 79V78H9ZM25 79V78H24ZM78 79H79V77H78ZM259 79V78H258ZM4 80V79H3ZM76 80V79H75ZM74 80V81H75ZM108 80V79H107ZM233 80V79H232ZM73 81V82H74ZM83 81H85V82H83ZM245 81V80H244ZM262 81V80H261ZM17 82V81H16ZM77 82V81H76ZM231 82V81H230ZM230 82H229V84H230ZM13 83V82H12ZM32 83V82H31ZM36 83V82H35ZM97 83V82H96ZM111 83V82H110ZM220 83H221V85H220ZM22 84L24 85V86H27L26 85V83L23 81L22 82ZM42 84H43V82H42ZM65 84V83H64ZM69 84V83H68ZM102 84V83H101ZM114 84V85H115ZM87 85H88V83H87ZM97 85V84H96ZM231 85V84H230ZM234 85H237V84H235L234 83ZM57 86V85H56ZM71 86V85H70ZM90 86V85H89ZM227 86V85H226ZM254 86V85H253ZM98 87V86H97ZM223 87V86H222ZM21 88V87H20ZM56 88V87H55ZM69 88V87H68ZM87 88V87H86ZM140 88H142V89H145L146 91H144V92H141L140 90H138V91H136L137 89H140ZM223 88H225V87H223ZM256 88V87H255ZM16 89V88H15ZM51 89V88H50ZM49 89V90H50ZM53 89V88H52ZM70 89V88H69ZM141 89V90H142ZM198 89V88H197ZM34 90V89H33ZM72 90V89H71ZM80 90V89H79ZM222 90V89H221ZM251 90V89H250ZM18 91V90H17ZM27 91V90H26ZM25 91V92H26ZM31 91V90H30ZM35 91V90H34ZM88 91V90H87ZM91 91H93V90H91ZM96 91V90H95ZM196 91V90H195ZM198 91V90H197ZM81 92V91H80ZM84 92V91H83ZM10 93V92H9ZM8 93V94H9ZM23 93V92H22ZM28 93V92H27ZM36 93V92H35ZM47 93V92H46ZM55 93L56 94H58V95H61V93L59 92V89H56L55 90ZM92 93V92H91ZM212 93H213V91H212ZM21 94V93H20ZM197 94V93H196ZM253 94V93H252ZM256 94V93H255ZM10 95V94H9ZM22 95V94H21ZM30 94H28V96H29ZM88 95V94H87ZM17 96H19V95H17ZM25 96V95H24ZM36 96H37V94H36ZM36 96H35V98H36ZM45 96V95H44ZM84 96V95H83ZM91 96V95H90ZM100 96V95H99ZM104 96V95H103ZM192 96H194V95H192ZM231 96V95H230ZM9 97V96H8ZM15 97V96H14ZM59 97V96H58ZM69 97H70V95H69ZM68 97V98H69ZM92 97V96H91ZM180 97H183L182 99H179ZM195 97V96H194ZM197 97V96H196ZM262 97V96H261ZM18 98H20V97H18ZM18 98H17V100H18ZM22 98V97H21ZM63 99H64V97H62ZM67 98V97H66ZM65 98V99H66ZM85 98V97H84ZM88 98H89V96H88ZM218 98V97H217ZM257 98V97H256ZM263 98V97H262ZM8 99V98H7ZM6 99V101H7V103L5 102H3V104H10V105H15L16 103H18V104H20V103H26V102H28V98L27 99H24V100H19V101H14V102H11V100H7ZM44 99V98H43ZM51 99V98H50ZM54 99V98H53ZM70 99V98H69ZM90 99V98H89ZM102 99V98H101ZM193 99V98H192ZM59 100V99H58ZM91 100V99H90ZM217 100V99H216ZM223 100V99H222ZM30 101V100H29ZM94 101V100H93ZM254 101V100H253ZM33 102V101H32ZM51 102H53V101H51ZM102 102V101H101ZM225 102V101H224ZM255 102V101H254ZM95 103V101L94 102H92L90 105H95L94 104ZM103 103H105V102H103ZM230 103V102H229ZM231 103H233V102H231ZM257 103H259V102H257ZM68 103H59L58 104V106H64V105H67ZM74 104V103H73ZM109 104V105H110ZM143 105L144 107L142 108V109H140V107L138 108V106L139 105ZM192 104V103H191ZM190 104V105H191ZM203 104H209L208 106L209 107H205ZM228 104V103H227ZM1 105H2V103H1ZM22 105V104H21ZM38 105H39V103H38ZM57 105V104H56ZM173 105V106H172ZM231 105V104H230ZM27 106V105H26ZM33 106V105H32ZM50 106V105H49ZM52 106V105H51ZM68 106V105H67ZM98 106V105H97ZM100 106V105H99ZM98 106V107H99ZM207 106V105H206ZM238 106V105H237ZM17 107V106H16ZM16 107L15 108H11L12 110L13 109H16ZM53 107V106H52ZM73 107V106H72ZM224 107V106H223ZM222 107V108H223ZM234 107V106H233ZM22 107H20V109H21ZM36 108V107H35ZM51 108V107H50ZM90 108V107H89ZM206 108H208V110L206 109ZM7 109V108H6ZM51 109H53V108H51ZM57 109V108H56ZM56 109H54V110H52V111H55L56 113H57V116L58 117H60V115L59 114H62V115H65V112H62V111H60L59 109L58 110H56ZM79 109V108H78ZM81 109V108H80ZM79 109V110H80ZM100 109V108H99ZM98 109V110H99ZM243 109V108H242ZM33 110V109H32ZM32 110H31V113H32ZM35 110V109H34ZM77 110V109H76ZM107 110V109H106ZM110 110V109H109ZM211 110H213L214 112H212L211 114H210V112H211ZM230 110V109H229ZM246 110V109H245ZM16 111V110H15ZM41 111V110H40ZM94 111H95V108H94ZM103 111V110H102ZM210 111V112H209ZM221 111V110H220ZM6 112V111H5ZM44 112V111H43ZM96 112H98V111H96ZM95 112V113H96ZM204 112V113H203ZM205 112H206V114H205ZM255 112V111H254ZM9 113V112H8ZM42 113V112H41ZM55 113V114H56ZM59 113V114H58ZM68 113H70L69 111H68ZM80 113V112H79ZM91 113V112H90ZM94 113V114H95ZM160 113H162V112H160ZM165 113V112H164ZM13 114V113H12ZM98 114H99V116H100V113L98 112ZM105 114V113H104ZM144 114V113H143ZM168 114V115H169ZM227 114V113H226ZM25 115H27V114H25ZM43 115V114H42ZM48 115V114H47ZM53 115V114H52ZM61 115V116H62ZM102 115V114H101ZM106 115H107V113H106ZM106 115H103V116H106ZM160 115V114H159ZM242 115V114H241ZM249 115H251V114H249ZM7 116V115H6ZM33 116H36V115H33ZM92 116H93V114H92ZM102 116V117H103ZM128 116V115H127ZM141 116V115H140ZM165 116H167V115H165ZM4 117V116H3ZM13 117V116H12ZM37 117V116H36ZM44 117V116H43ZM90 117V116H89ZM96 117V116H95ZM144 117H145V115H144ZM231 117V116H230ZM72 117H70L68 120H70ZM84 118V117H83ZM91 118V120L92 121H94V124L96 123H98V121H96L97 119L95 118V119H93L92 117H90ZM235 117H233V119H234ZM240 118H241V116H240ZM239 118V119H240ZM254 118H255V115H254ZM55 119V118H54ZM74 119V118H73ZM77 119V118H76ZM222 119H224L223 117H222ZM259 119V118H258ZM31 120V119H30ZM169 120V121H170ZM255 120H257V119H255ZM255 120L254 119H252V121H254L255 122ZM19 121V120H18ZM23 121V120H22ZM102 121L104 122L103 124V127L105 126V123H109L110 121H107V119L104 117L103 119H102ZM173 121V122H174ZM225 121V120H224ZM226 121H229V120H226ZM235 121V120H234ZM20 122H21V119H20ZM32 122H34V121H32ZM55 122V121H54ZM82 122V121H81ZM81 122H79L80 124H81ZM113 122V121H112ZM144 122V121H143ZM144 122V123H145ZM241 122V121H240ZM244 122V121H243ZM31 123V122H30ZM43 123V122H42ZM133 123V124H132ZM148 123H150V122H148ZM227 123V122H226ZM233 123V122H232ZM238 123V122H237ZM44 124V123H43ZM48 124V123H47ZM62 127H63V129H68L69 128V126H71L72 125V123H69V121L67 122V118H63V120H62ZM75 125H76V123H74ZM110 124V123H109ZM132 124V125H131ZM158 124H157V126H158ZM173 124V123H172ZM173 124V125H174ZM222 124V123H221ZM258 124V123H257ZM260 124V123H259ZM2 125H3V123H2ZM10 125V124H9ZM27 126H28V124H26ZM148 125V124H147ZM150 125V124H149ZM208 125V124H207ZM206 125V126H207ZM231 125V124H230ZM1 126V125H0ZM4 126H6V125H4ZM21 126H23L22 124H21ZM20 126V127H21ZM33 126V125H32ZM35 126V125H34ZM39 127H40V125H38ZM66 126V127H65ZM95 126V125H94ZM128 126H132V128L131 129H128ZM161 126V125H160ZM184 126V125H183ZM219 126H220V124H219ZM8 127V126H7ZM12 127H14L13 129L14 130H16V129H19L20 127H19V125L17 126H12ZM25 127V126H24ZM72 127H75V126H72ZM226 127H227V125H226ZM225 127V128H226ZM232 127V126H231ZM5 128V127H4ZM28 128H31V127H29L28 126ZM41 128V127H40ZM47 128V127H46ZM61 128V127H60ZM92 128H94V127H92ZM105 128V127H104ZM121 128V127H120ZM167 128V127H166ZM171 128V127H170ZM223 128V127H222ZM258 128H262V126L261 125H258ZM2 129V128H1ZM8 129V128H7ZM34 129V128H33ZM36 129V128H35ZM34 129V130H35ZM56 129V128H55ZM89 129V128H88ZM95 129V128H94ZM93 129V130H94ZM106 129V128H105ZM105 129H104V133H105ZM115 128H113V130H114ZM155 129H157V128H155ZM154 129V130H155ZM165 129V128H164ZM186 129V128H185ZM227 129V128H226ZM229 129V128H228ZM232 128H230V130H231ZM21 130V129H20ZM24 130V131H23ZM82 130V129H81ZM92 130V131H93ZM98 130V129H97ZM167 130V129H166ZM233 130V129H232ZM9 131V130H8ZM23 133H24V135L26 134V129L24 128V129H22L21 130ZM48 131V130H47ZM50 131V130H49ZM64 131V130H63ZM62 131V132H63ZM70 131V130H69ZM108 131V130H107ZM120 131V130H119ZM146 131V130H145ZM159 131V130H158ZM174 131V130H173ZM227 131V130H226ZM261 131V130H260ZM1 132V131H0ZM34 132V131H33ZM38 132V131H37ZM67 132V131H66ZM102 132V133H103ZM150 132V131H149ZM166 132V131H165ZM185 132V131H184ZM48 133V132H47ZM70 133V132H69ZM95 134H96V132H94ZM93 133V134H94ZM111 133H113V132H111ZM138 133V134H137ZM144 133V132H143ZM155 133V135L153 134V138L155 139V137H156V139H158L159 137H158V135H157V131L156 132H154ZM159 133V132H158ZM173 133V132H172ZM178 133H180V131L178 132ZM186 133V132H185ZM193 133V132H192ZM214 133V132H213ZM8 134V133H7ZM6 134V135H7ZM11 134V133H10ZM18 134V133H17ZM20 134V133H19ZM68 134V133H67ZM149 134V133H148ZM166 134V133H165ZM164 134V135H165ZM197 134V133H196ZM215 134H217V133H215ZM219 134V133H218ZM223 134V133H222ZM221 134V135H222ZM5 135V136H6ZM13 135V134H12ZM49 135H51V134H49ZM57 135V134H56ZM63 135V134H62ZM98 135V134H97ZM110 135V134H109ZM157 135V136H156ZM181 135V134H180ZM185 135V134H184ZM195 135V134H194ZM202 134L200 133L198 136H201ZM209 135V134H208ZM213 135V134H212ZM229 135V134H228ZM10 136V135H9ZM33 136V135H32ZM31 136V137H32ZM68 138L72 141V138H71V134H68ZM81 136V135H80ZM170 136H172V135H170ZM203 136H205V135H203ZM230 136V135H229ZM232 136V135H231ZM234 136V135H233ZM232 136V137H233ZM12 137V136H11ZM65 137H67V136H65ZM97 137V136H96ZM95 137V138H96ZM101 137H102V134H101ZM105 137V136H104ZM141 137V136H140ZM143 137V139H144V144L147 146V148H146V150H147V152L148 153H156V155L158 154V151H161V149H160V147H161V145H160V142L159 143H154L153 141H152V139H150L149 137H147V136H142ZM158 137V138H157ZM166 137H167V135H166ZM175 137V136H174ZM185 137L187 138L186 140H188V139H190V135L188 134V135H185ZM196 137V136H195ZM220 137V136H219ZM18 138V137H17ZM110 140L107 142V144H106V147L108 146H110V147H112V145H117V143L119 144V141L118 140H116V139H118V136L117 135H112L111 134V136H110ZM161 138V137H160ZM193 138V137H192ZM251 138V137H250ZM1 139V138H0ZM57 139V138H56ZM68 139V140H69ZM109 139V138H108ZM165 139V138H164ZM170 137H169V141H170ZM177 141H178V139H177V137L175 138ZM204 139V138H203ZM221 139H223V137H221ZM221 139H219V140H221ZM226 139V138H225ZM224 139V140H225ZM232 139V138H231ZM230 139V140H231ZM252 139V138H251ZM250 139V140H251ZM3 140V139H2ZM6 140V139H5ZM8 140V139H7ZM6 140V141H7ZM11 140V139H10ZM50 140V139H49ZM63 140V142H64V139H62ZM99 140V139H98ZM102 140V139H101ZM175 140V141H176ZM229 140V141H230ZM14 141V140H13ZM19 141H22V140H19ZM103 141V140H102ZM101 141V142H102ZM106 141H107V139H106ZM115 141V142H114ZM140 141V140H139ZM162 141H164V140H162ZM174 141V140H173ZM176 141V142H177ZM191 141H193V140H191ZM222 141V140H221ZM245 141V140H244ZM62 141H58V144H60V145H62V143H63ZM65 142H66V140H65ZM73 143H72V145H73V147L75 148V149H79L80 148V144L78 145V142H76V145H75V142L74 141H72ZM81 142H82V140H81ZM84 142V141H83ZM91 142V141H90ZM172 142V141H171ZM227 142V141H226ZM4 143V142H3ZM8 143V142H7ZM15 143V142H14ZM17 143V142H16ZM21 143V142H20ZM19 143V145H18V147H14L13 149H12V152L10 151V153H11V157H15L16 155H19L20 153L23 155V156H25L24 154V152H25V150L24 149H22L21 147H20V144ZM50 143V142H49ZM105 143V142H104ZM178 143V142H177ZM188 143V142H187ZM242 143H243V141H242ZM1 144V143H0ZM165 144H166V141H165ZM196 142L194 141L193 143H190L189 142V144H188V147L189 148H193L194 146H196ZM198 144H199V142H198ZM210 144V143H209ZM2 145V144H1ZM42 145V144H41ZM54 145V144H53ZM64 145H66V144H64ZM64 145H62V146H64ZM96 145V144H95ZM99 145V144H98ZM176 145V144H175ZM241 145V144H240ZM52 146V145H51ZM163 146V145H162ZM166 146V145H165ZM29 148H30V146H28ZM55 147V146H54ZM57 147V146H56ZM55 147V148H56ZM59 147V146H58ZM94 147V146H93ZM105 147V146H104ZM107 147V148H108ZM164 147V146H163ZM216 147V146H215ZM240 147V146H239ZM29 148H28V150H29ZM52 148V147H51ZM91 148V147H90ZM136 143L135 144H133V146L131 147V148H129L128 149V156L126 157L128 160H131V157H132V152H134L136 149ZM19 149V150H18ZM25 149H27V148H25ZM41 149V148H40ZM49 149V148H48ZM61 149V148H60ZM80 149H82V148H80ZM106 149V148H105ZM167 149V148H166ZM238 149V148H237ZM45 150V149H44ZM58 150V149H57ZM173 150V149H172ZM5 151H7V149L5 150ZM41 151V150H40ZM48 151V150H47ZM49 151H50V149H49ZM48 151V152H49ZM86 151V150H85ZM9 152V151H8ZM20 152V153H19ZM65 152V151H64ZM103 152V151H102ZM107 152H109V149H107ZM118 153L117 151H114V153ZM202 152V151H201ZM44 153V152H43ZM47 153V152H46ZM60 152H58V154H59ZM83 153V152H82ZM112 153V152H111ZM146 153V152H145ZM216 153L217 154H219L217 151H216ZM252 153V152H251ZM40 154H42V153H40ZM49 154V153H48ZM64 154V153H63ZM119 154V153H118ZM135 154V153H134ZM133 154V155H134ZM250 154V153H249ZM253 154H255V153H252L251 155L252 156H254ZM39 155V154H38ZM43 155V154H42ZM50 155H52V154H50ZM77 155V154H76ZM104 155V154H103ZM189 155V154H188ZM191 155V154H190ZM20 156V155H19ZM22 156V157H23ZM59 156V155H58ZM78 157H79V155H77ZM105 156H106V154H105ZM110 156V155H109ZM124 156V155H123ZM126 156V155H125ZM194 156V155H193ZM9 157V156H8ZM29 157V156H28ZM44 157V156H43ZM42 157V158H43ZM48 156H46V158H47ZM52 158H54L53 156H51ZM78 157H76V158H78ZM82 156H80V158H81ZM89 157V156H88ZM101 157V156H100ZM107 157H108V155H107ZM112 157V156H111ZM117 157V156H116ZM115 157V158H116ZM226 157V156H225ZM49 158V157H48ZM79 158V159H80ZM110 158V157H109ZM16 159H17V157H16ZM23 159H24V157H23ZM50 159L51 158H49V161H50ZM66 159H67V157H66ZM70 159H72V157H68V160H70ZM102 159V158H101ZM230 159V158H229ZM250 159L252 160V162H253V164H257V166H258V164L259 165H263L264 166V162L262 163H258L256 160H257V158L255 159V158H252V157H250ZM260 159V158H259ZM258 159V160H259ZM25 160V159H24ZM23 160V161H24ZM36 160V159H35ZM40 160H42V159H40ZM44 160H45V158H44ZM54 161H55V159H53ZM89 160H91V159H89ZM106 160V159H105ZM117 161V159H114V161L111 163V165L110 166H112L111 168H109V164H108V168L106 167V168H104L106 165L104 164H101L100 162H97V164L95 165V163H94V165L95 166H97L95 169L93 168L92 170H96L95 172H93L92 173V171L89 173L91 176H88V178L87 179H89V181L90 180H92V181H94V179L95 178H97L96 180L98 181L99 180V187L98 188H100L99 189V193H100V195L101 194H103V192H104V190H107L106 189V186H107V184H112L113 186V188L115 189L116 188V192L117 193H112L111 195H109V196H107V199H108V201H111V200H118V204H120V203H124V197H125V193H124V191H125V189L127 188L128 189V191H129V193H131V196L130 195H128V196H130V197H132V200L134 199V200H138V202H141V203H145L146 204V206L148 207V208H151L150 207V202H152L153 204L154 203H156L155 201H160V202H163V199H165V198H162V197H159V198H157V199H155L157 196L156 195H158L159 196V192H162V190L164 191L165 190V187L167 188V184L166 183H164V182H162L161 181V179L160 180H156V179H151V178H146V179H144L145 181H147V182H149L148 184L145 182V184L144 183H142V182H140V180H139V175H138V180H136V181H134L135 179V177L137 176V175H135V176H132L131 174H130V176H132V178L131 177H129L128 179H126L125 177H123L122 176V174H121V170H120V168H119V166H117L116 165V161ZM120 160V159H119ZM125 160V159H124ZM260 160H264V158L262 157ZM14 161L16 162V160L14 159ZM38 161V160H37ZM51 161H52V159H51ZM83 161V160H82ZM94 161V160H93ZM95 161H96V159H95ZM109 161V160H108ZM107 161V162H108ZM126 161V160H125ZM133 161H135V160H133ZM143 161V160H142ZM7 162V161H6ZM5 162V163H6ZM45 162H48V161H45ZM56 162V161H55ZM77 162V160L75 161V163ZM136 162V161H135ZM163 162V161H162ZM166 162V161H165ZM36 163V162H35ZM40 163V162H39ZM53 163V162H52ZM72 163V160L71 161H69V164H71ZM92 163V162H91ZM91 163H89V164H91ZM110 163V162H109ZM129 163H131V165H133L132 164V162L130 161ZM137 163V162H136ZM171 163V162H170ZM183 163V162H182ZM49 164H51V163H49ZM54 164V163H53ZM52 164V167L54 166ZM57 164V163H56ZM67 163H65V165H66ZM85 164H87V163H85ZM84 164V165H85ZM138 164V163H137ZM136 164V165H137ZM177 164V163H176ZM181 164V163H180ZM211 164L213 165V166H215V167H217V168H221V169H224V170H226V175L224 174V175H219V173H217V171L216 172H214L213 173V175H214V177L215 176H219L220 178L222 177V178H230V177H232V174L234 175L236 172H237V170H248L249 168L247 167L248 165H244L243 163H242V165H238V166H236L235 164H233V166H231V165H228L226 162H219V161H214V160H212V162H211ZM2 165H3V163H2ZM28 165V164H27ZM39 165V164H38ZM74 165V164H73ZM82 165V164H81ZM165 166H166V164H164ZM182 165H184V164H182ZM187 165V164H186ZM11 166V165H10ZM20 166V165H19ZM34 166V165H33ZM40 166V165H39ZM89 166V165H88ZM93 166V165H92ZM92 166H90V167H92ZM101 166H103V167H101ZM115 166V167H114ZM172 166V165H171ZM6 167V166H5ZM21 167V166H20ZM44 167V166H43ZM50 167V166H49ZM51 167V168H52ZM76 167H78V166H76ZM80 167V166H79ZM133 167V166H132ZM176 167H178L177 165L176 166H174V168H176ZM188 167V166H187ZM256 167V166H255ZM17 168V167H16ZM23 168V167H22ZM28 168H29V166H28ZM37 168V167H36ZM50 168V169H51ZM70 168V167H69ZM81 168H82V166H81ZM102 168H104V170L102 169ZM162 168V167H161ZM165 168H171L169 165H167ZM183 168H184V166H183ZM217 168L215 169V170H217ZM18 169V168H17ZM17 169H16V171H17ZM45 169V168H44ZM53 169V168H52ZM60 169V168H59ZM79 169V168H78ZM106 169H108V170H106ZM214 169V168H213ZM13 170V169H12ZM47 170V169H46ZM103 170V171H102ZM187 170V171H186ZM185 170V173L187 172H189V174H193L194 176H201V174H202V168L201 167H197V168H191L190 167V165H189V167L187 168ZM214 170V171H215ZM219 170V169H218ZM227 170L229 171H231V172H229V173H227ZM253 170V169H252ZM1 171V170H0ZM27 171H29V169L27 170ZM32 171V170H31ZM43 171H45V170H43ZM50 171V170H49ZM54 171V170H53ZM74 173H75V171L74 170H72ZM72 171H69V172H72ZM82 171L83 172H85L86 171V169L84 170V168L82 169ZM81 171V172H82ZM176 171V170H175ZM175 171H173L174 173H175ZM212 171V170H211ZM249 171V170H248ZM15 172V171H14ZM19 169H18V171H17V174H18V179H17V184H18V187H20V188H22V187H24L23 186V184H24V182L22 181V176L21 175H19ZM37 172V171H36ZM76 172H78V171H76ZM88 172V171H87ZM86 172V173H87ZM242 172V171H241ZM244 172H246V171H244ZM250 172V171H249ZM6 172H5V170H2V173L1 174H3L1 177H0V182H2V184L3 185H8V184H10L11 183V178H10V176H9V174H7V173H10V172H7L6 173V175H4ZM51 173V172H50ZM178 173V172H177ZM240 173V172H239ZM30 174H32V173H30ZM39 174V173H38ZM179 174H180V172H179ZM229 174V175H228ZM46 175H47V173H46ZM52 175V174H51ZM76 175V174H75ZM87 175V174H86ZM16 176V175H15ZM31 176V175H30ZM38 176H40V175H38ZM55 176V175H54ZM80 176H81V174H80ZM125 176V175H124ZM127 176V175H126ZM145 176H147V175H145ZM177 176V175H176ZM226 176V177H225ZM24 177H29V176H24ZM128 177V176H127ZM219 177H217V178H219ZM12 178H14V177H12ZM33 178V181H28V179H27V181L28 182H26V184H29V183H32L31 185L32 186H34L33 188H36V184H38V183H36L35 182V180H37V179H35L36 177H32ZM49 178V177H48ZM56 179H57V182L58 183H60V185H61V190H64V196H66L67 197V199H65V201H69V206H66V205H64V206H62V208H63V211H61L62 209H61V207L60 208H58V210H60L61 212H62V215L61 216H65V218H69V220H71L70 222L71 223H73V224H78L77 226H73V227H75V228H79V229H74L75 230V233L76 234H78V235H76V234H72V235H69L68 233H66V234H68L67 236H66V238L67 237H71V236H73V237H75V238H77V239H75V241H72V240H70L69 239V242H73L72 244L71 243H63V244H59V243H57V242H53V244H51V249H52V251L54 252V253H56V251H60V250H62L61 252H63L64 251V253H66V254H68V255H72V256H75V264H158L159 263V261H160V263H163V264H165V257L166 258H170V260H171V258H173L172 257V255H173V253H174V249L175 248H170V246L168 245V243L165 241V239H166V237H167V235H169V234H166L167 233V231H162L160 228H159V225H157L158 223L155 221V220H153L152 219V221H149V222H147L148 221V218L149 219H151V216H147V215H144L143 216V218H141L142 219V223H139V222H136V221H134V222H132V221H128V222H130L129 223V226L130 225H132V224H134V226H131V227H129L128 229L130 230L129 232H127V233H125L124 231L125 230H127L126 228H125V226L123 225V226H120V222L122 221H120V220H118V218H117V220L115 221V223H114V225L112 226V227H110L109 225V220H111V218L108 220V218H109V216L111 215L110 213H111V211H110V213H109V211L107 212V210H104V209H101L102 207L100 206V209H98V208H96L95 206H97V205H99V203L100 202H96V200L94 199L93 200V202H95L96 204H93L94 206H92L91 208H89L88 207V209H90L89 211H87V210H85V208H87L86 206H89V203H91L89 200H91V197H92V195H91V193H95V192H91V191H94V190H96V189H98V188H96V189H94V190H92L91 188H90V186H87L86 184L87 183H89V181H87L86 179H84V183H82L81 182V178L79 179V177L78 176H75V177H72L69 173H62V172H58V174H57V176L55 177ZM83 178H84V176L82 177V180H83ZM131 178V179H130ZM263 178V177H262ZM35 179V180H34ZM39 179H40V177H39ZM132 179H134V180H132ZM50 180V179H49ZM52 180H53V178H52ZM100 180H101V182H100ZM143 180V181H144ZM222 180V179H221ZM226 180V179H225ZM234 180V179H233ZM26 181V180H25ZM41 181H42V179H41ZM51 181V180H50ZM91 181V182H92ZM8 182H10V183H8ZM49 182V181H48ZM222 182V181H221ZM263 182V181H262ZM36 183V184H35ZM51 183V182H50ZM57 183V184H58ZM86 183V184H85ZM93 183V182H92ZM22 184V185H21ZM91 184V183H90ZM249 184H251L250 182H249ZM258 184V183H257ZM30 185V186H31ZM46 185V184H45ZM11 186H12V184H11ZM48 186V185H47ZM53 186V185H52ZM94 186V185H93ZM115 186V187H114ZM213 185H211V189H213L214 191H216L217 190V188L219 187H212ZM216 186V185H215ZM0 187H2V186H0ZM14 187V186H13ZM54 187V186H53ZM58 187V186H57ZM60 187V186H59ZM9 188V187H8ZM28 187H26V189H27ZM50 188V187H49ZM95 188V187H94ZM221 188V187H220ZM17 189V188H16ZM25 189V190H26ZM37 189V188H36ZM54 189H56V184H55V188ZM22 190V189H21ZM57 190H58V188H57ZM66 190H68V191H66ZM91 190V191H90ZM100 190H102L101 192H100ZM110 190H111V188H110ZM38 191V190H37ZM43 191H45V190H43ZM88 191H90V192H88ZM112 191H114V190H112ZM9 192V191H8ZM13 192V191H12ZM18 192V191H17ZM31 192V191H30ZM33 192H35V191H33ZM25 193V192H24ZM29 193V192H28ZM32 193V192H31ZM98 193V192H97ZM97 193H95V194H97ZM110 193V192H109ZM152 193H154L155 194V198H153V200H151L150 202L148 201V200H146L147 198L146 197H148V196H150ZM158 193V194H157ZM26 194V193H25ZM30 194V193H29ZM32 194H34V193H32ZM41 194V193H40ZM55 194V193H54ZM51 195V194H50ZM99 195V194H98ZM3 196V195H2ZM21 196V195H20ZM39 196V195H38ZM49 196V195H48ZM52 196V195H51ZM96 196V195H95ZM26 197H27V195H26ZM34 197H36V196H34ZM40 197V196H39ZM38 197V198H39ZM45 197V196H44ZM60 197V196H59ZM58 197V198H59ZM63 197V196H62ZM1 198V197H0ZM22 198V197H21ZM24 198V197H23ZM29 198V197H28ZM33 198V197H32ZM31 198V199H32ZM64 198V197H63ZM46 199V201L45 202H47L46 203V205L50 202V203H52L53 201L51 200V198H45ZM53 199V198H52ZM54 199H56L55 197H54ZM89 199V200H88ZM166 199H168V198H166ZM62 200V199H61ZM127 200V199H126ZM132 200H130L128 203L127 202H125V203H127L129 206H130V209L131 208H133V206L135 207V202L134 201H132ZM21 201V200H20ZM30 201V200H29ZM31 201H33V200H31ZM39 201V200H38ZM37 201V202H38ZM52 201V202H51ZM59 201H60V199H59ZM86 201H88V203L86 204V205H84L83 204V202L84 203H86ZM97 201H99V200H97ZM132 201V202H131ZM26 202V201H25ZM62 202V201H61ZM16 203V202H15ZM24 203V202H23ZM40 203V202H39ZM36 204V203H35ZM45 204V203H44ZM54 204H55V202H54ZM57 204V203H56ZM65 204H67V203H65ZM117 204V205H118ZM38 205V204H37ZM45 205V206H46ZM72 205V206H71ZM116 205V206H117ZM0 206H2V205H0ZM23 206V205H22ZM49 206H50V204H49ZM52 207H54L53 205H51ZM56 206V205H55ZM115 206V205H114ZM124 206H125V204H124ZM123 206V207H124ZM14 207V206H13ZM39 207V206H38ZM51 207V208H52ZM58 207H59V204H58ZM97 207H99V206H97ZM11 208H12V206H11ZM44 208V207H43ZM55 208V207H54ZM111 208V207H110ZM114 208H116V207H114ZM118 208H121V207H118ZM38 209V208H37ZM37 209H29V214H38L37 213ZM49 209H50V207H49ZM81 209V210H80ZM98 209V210H97ZM40 210V209H39ZM44 210V209H43ZM53 211H54V209H52ZM82 210H84V213H82ZM14 211H15V209H14ZM22 210H20V212H21ZM28 211V210H27ZM118 212H119V209L117 210ZM122 211V210H121ZM129 211V210H128ZM131 211V210H130ZM26 212V211H25ZM60 212V213H61ZM124 212V211H123ZM126 212H127V210H126ZM13 213V212H12ZM27 213V212H26ZM41 214H42V212H40ZM53 213V212H52ZM64 213H66V214H64ZM125 213V212H124ZM22 214V213H21ZM56 214V213H55ZM119 214V213H118ZM117 214V215H118ZM138 214V213H137ZM39 215V214H38ZM43 215H44V213H43ZM127 215H129V213L127 212ZM24 216V215H23ZM26 216V215H25ZM49 216V215H48ZM50 216H51V214H50ZM58 217H59V215H57ZM112 216V215H111ZM130 216V215H129ZM3 217V216H2ZM12 217V216H11ZM29 217V216H28ZM39 217V219H40V216H38ZM42 217V216H41ZM44 217V216H43ZM45 217H46V215H45ZM52 217V216H51ZM23 218H25V217H23ZM22 218V220L24 221V219ZM61 218V217H60ZM138 218V217H137ZM4 219V218H3ZM30 219V218H29ZM29 219H27V220H29ZM46 218H44L43 220H45ZM58 219V218H57ZM130 219H132V216H131V218ZM133 219H135L134 217H133ZM132 219V220H133ZM27 220H26V222H27ZM37 220V219H36ZM42 220V221H43ZM128 220V219H127ZM138 220V219H137ZM143 220H145V221H143ZM17 221H18V219H17ZM32 221H34V220H32ZM40 221V220H39ZM47 221V220H46ZM57 221V220H56ZM56 221L54 222L55 224H56ZM65 221V220H64ZM125 221V220H124ZM60 222V221H59ZM69 222V223H70ZM19 223V222H18ZM39 223V222H38ZM49 223V222H48ZM50 223H51V221H50ZM49 223V224H50ZM62 223V222H61ZM68 223V222H67ZM124 223V222H123ZM1 224V223H0ZM23 224V223H22ZM35 224V223H34ZM55 224H54V227H55ZM62 224H64V223H62ZM109 224V225H108ZM33 225V224H32ZM58 225V224H57ZM56 225V226H57ZM65 225V224H64ZM63 225V226H64ZM80 225L82 226V227H80ZM17 226H19V225H17ZM62 226V225H61ZM69 226V224H66L64 227H62V229H61V232L62 233H65V230L66 229H68V228H72V226H70V227H68ZM136 226V227H135ZM138 226H139V228H140V226H141V228H140V230H138ZM132 227H134V229L132 228ZM19 228V227H18ZM34 228V227H33ZM42 228V227H41ZM50 228V227H49ZM59 228V227H58ZM57 228V229H58ZM30 229V228H29ZM48 227H47V225L44 227V230L42 231V233H44V236H43V239H47V235L46 234H48L49 232H48ZM51 229V228H50ZM73 229V228H72ZM19 230V229H18ZM36 230H37V228H36ZM54 230V229H53ZM22 231V230H21ZM21 231H17L18 233H21V235L20 236H24L23 237V239H22V237L20 238V239H22V241H25V246H26V244L27 245H31V248L32 249H34V248H36V246H35V244H33V243H35L34 241H36V238H37V236L38 235H36V233L33 231L32 233H34V234H32V235H27V236H25L24 235V229H23V231L21 232ZM40 231V230H39ZM55 231V230H54ZM112 231V232H111ZM119 231H122V232H124L122 235H120L119 234ZM28 232H31V231H28ZM51 232H53V231H51ZM51 232H50V234H51ZM56 232V231H55ZM71 232V231H70ZM73 232V231H72ZM109 232H111V233H109ZM10 233V232H9ZM17 233V234H18ZM57 233V232H56ZM61 233V234H62ZM117 233V234H116ZM186 233V234H185ZM11 234V233H10ZM26 234V233H25ZM39 234H40V232H39ZM116 234V235H115ZM171 234V233H170ZM13 235V234H12ZM16 235V234H15ZM65 235V234H64ZM80 235V236H79ZM187 235V232L186 231H182V233L181 232H175V234H172L171 235V237L170 238H173L174 237V239H176V240H178L177 242H180V243H183V245L186 243V242H188V244H190V243H192L193 241H191V239H195L194 238V236H192L191 234H189L188 236H186ZM41 236V235H40ZM81 236H85V238L86 239H89L90 241H91V243H86V245H84V243H82L83 242V240L80 242V240H81ZM199 237L201 236V235H198ZM42 237V236H41ZM63 237V236H62ZM181 237H185L184 238V240H185V242L183 241V240H181ZM2 238V237H1ZM65 238V239H66ZM84 238V237H83ZM82 238V239H83ZM84 238V239H85ZM204 238V237H203ZM25 239V240H24ZM40 239V238H39ZM55 239V238H54ZM153 239L155 240H157V241H153ZM197 239H199V238H196V240ZM230 240H231V238H229ZM234 239V238H233ZM16 240H18L19 241V239L17 238ZM58 241H62L63 239H61V238H58L57 239ZM56 240V241H57ZM169 240V239H168ZM171 240V239H170ZM187 240V241H186ZM219 240V239H218ZM246 240H247V236H246ZM15 241V240H14ZM41 241V240H40ZM43 241V240H42ZM67 241H68V239H67ZM221 242H220V245H219V247H216V248H218V249H216V248H214L215 249V251L214 250H208V251H203V247H206L208 244V239L207 240H204V244L203 245H201V244H199V247H201V248H199L198 246H197V244L194 242L193 244H194V246H195V244H196V246H197V248H198V250H197V252L198 251H203V253H204V256H203V258H201V259H199V260H195L196 258H200L202 255H200L199 257H197L198 255H193V254H195V253H191L190 251H188L189 253H191V255H193V259L191 260V261H193V262H196V263H199V264H212L214 261H211V259H210V261L208 260V258H210V256L209 255H212V254H216L215 252H217V251H221V252H226L227 250H228V248H229V246L226 244V243H224V242H222L223 240H220ZM225 241V240H224ZM235 241V240H234ZM4 242V241H3ZM2 242V243H3ZM38 242V241H37ZM48 242V241H47ZM202 242H203V240H202ZM23 243V242H22ZM22 243H20L21 245H22ZM15 244V243H14ZM38 244V243H37ZM40 244V243H39ZM49 244V243H48ZM83 244V245H82ZM235 244V243H234ZM17 245V244H16ZM20 245V246H21ZM187 245V244H186ZM256 245V244H255ZM253 243H250V241L249 240H247V254H246V257H247V255L249 256V255H251V254H255V250H256V247L257 246H255ZM235 247V246H234ZM19 248V247H18ZM17 248V249H18ZM236 248V247H235ZM258 248V247H257ZM20 249V248H19ZM23 249V248H22ZM47 249H49V247H48V245L47 246H45V245H43L42 243H41V250H47ZM82 249H84V251H81ZM180 249H182V248H180ZM194 249V248H193ZM185 250H187V249H185ZM33 251V250H32ZM52 251H50V252H52ZM192 251V250H191ZM194 251V250H193ZM257 251V250H256ZM47 252V251H46ZM52 252V253H53ZM184 252V251H183ZM187 252V251H186ZM195 252V251H194ZM206 252V253H205ZM236 252H238V251H236ZM33 253H35V252H33ZM180 253V252H179ZM185 253V252H184ZM183 253V254H184ZM189 253H188V255H189ZM202 253V254H203ZM197 254V253H196ZM258 254V253H257ZM185 255V254H184ZM183 255V256H184ZM219 255H220V253H219ZM165 256V257H164ZM187 256V255H186ZM190 256V255H189ZM217 256V255H216ZM223 256V255H222ZM219 257V256H218ZM36 258V257H35ZM180 258H181V256H180ZM183 258V257H182ZM224 258V257H223ZM249 258H252L251 256L249 257ZM180 260H182V259H180ZM214 260V259H213ZM59 261V260H58ZM190 261V262H191ZM223 261V260H222ZM221 261V262H222ZM247 261V260H246ZM31 262V261H30ZM65 262V261H64ZM171 262V261H170ZM192 262V263H193ZM52 263V262H51ZM59 263V262H58ZM215 263V262H214ZM59 264H61V263H59ZM169 264V263H168ZM174 264V263H173ZM218 264H219V262H218ZM247 264H250V261H248L247 262Z\"/></svg>","mask_w":264,"mask_h":264},{"label":"snow or ice","instance_id":"snow-or-ice-1","mask_svg":"<svg viewBox=\"0 0 264 264\" xmlns=\"http://www.w3.org/2000/svg\"><path fill=\"white\" fill-rule=\"evenodd\" d=\"M238 234V233H237Z\"/></svg>","mask_w":264,"mask_h":264}]
</instances>
